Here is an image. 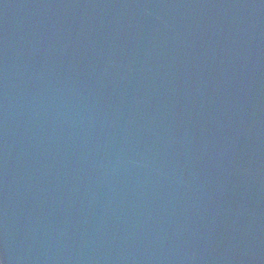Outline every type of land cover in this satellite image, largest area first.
Here are the masks:
<instances>
[{
    "label": "water",
    "instance_id": "obj_1",
    "mask_svg": "<svg viewBox=\"0 0 264 264\" xmlns=\"http://www.w3.org/2000/svg\"><path fill=\"white\" fill-rule=\"evenodd\" d=\"M3 264H264V0H0Z\"/></svg>",
    "mask_w": 264,
    "mask_h": 264
},
{
    "label": "clouds",
    "instance_id": "obj_2",
    "mask_svg": "<svg viewBox=\"0 0 264 264\" xmlns=\"http://www.w3.org/2000/svg\"><path fill=\"white\" fill-rule=\"evenodd\" d=\"M0 264H3V262H2V261H0Z\"/></svg>",
    "mask_w": 264,
    "mask_h": 264
}]
</instances>
